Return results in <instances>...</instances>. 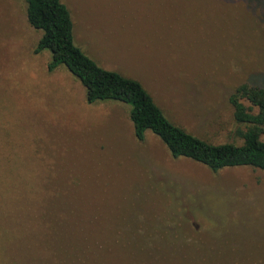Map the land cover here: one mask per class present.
Here are the masks:
<instances>
[{
	"label": "rangeland",
	"instance_id": "374dc122",
	"mask_svg": "<svg viewBox=\"0 0 264 264\" xmlns=\"http://www.w3.org/2000/svg\"><path fill=\"white\" fill-rule=\"evenodd\" d=\"M75 45L213 144L229 96L264 89V0H61ZM22 0H0V264H264V172L217 173L134 139L129 107L88 105ZM264 140V137H263Z\"/></svg>",
	"mask_w": 264,
	"mask_h": 264
},
{
	"label": "trees",
	"instance_id": "16d2710c",
	"mask_svg": "<svg viewBox=\"0 0 264 264\" xmlns=\"http://www.w3.org/2000/svg\"><path fill=\"white\" fill-rule=\"evenodd\" d=\"M26 21L41 32L34 54L49 51L48 72L63 66L81 84L88 105L118 103L129 107L134 139L145 142L146 133L156 136L173 159H187L213 173L249 167L264 172V89L239 85L229 96L232 119L241 141L213 144L173 124L140 82L100 68L74 43L73 22L61 0H22Z\"/></svg>",
	"mask_w": 264,
	"mask_h": 264
}]
</instances>
